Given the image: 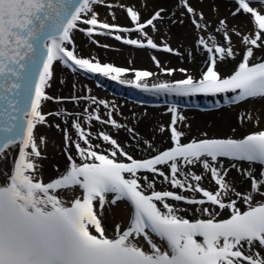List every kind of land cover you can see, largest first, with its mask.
<instances>
[{
	"label": "snow or ice",
	"instance_id": "obj_1",
	"mask_svg": "<svg viewBox=\"0 0 264 264\" xmlns=\"http://www.w3.org/2000/svg\"><path fill=\"white\" fill-rule=\"evenodd\" d=\"M204 4L0 0V264H264V0H228L225 15L219 0ZM174 27L184 30L177 48ZM77 34L153 53L157 72L85 56ZM58 66L73 77L68 96L51 91L66 83ZM81 76L163 98L169 122L146 138L136 114L78 90ZM199 97L236 110L244 130L190 135L178 101ZM53 130L63 162L45 179Z\"/></svg>",
	"mask_w": 264,
	"mask_h": 264
},
{
	"label": "bare ground",
	"instance_id": "obj_2",
	"mask_svg": "<svg viewBox=\"0 0 264 264\" xmlns=\"http://www.w3.org/2000/svg\"><path fill=\"white\" fill-rule=\"evenodd\" d=\"M121 2L136 3L137 5H139L142 0H121ZM219 2L222 4L221 15H225L226 11L223 5H226L228 2H225L223 0H219ZM207 4L208 0H205L204 7L206 13ZM99 11L101 16L105 15V10L103 8L99 9ZM116 22L120 25L128 24L125 14L121 13L120 11H117ZM170 36V43L172 47L177 48L179 46L178 41L184 38V30L174 27L171 31ZM96 39L99 40L100 44L113 45V47L118 50L105 49L92 45L82 34H77L75 42L80 48L82 54L85 56L91 53L95 54L101 61L112 62L116 66L149 70L154 73L157 72V68L151 60V55L153 53L140 50L134 51L127 46L122 47L119 42L114 41L110 37L106 38L97 36ZM154 54L157 55L158 59H160V61L167 67H191V65H189L186 61H182L180 57L171 53L164 54L156 52ZM129 61H131V63H129ZM56 70L59 75H63L65 77L66 83L64 85H59L58 82H54L51 91L59 95L68 96L72 91L71 84L73 81V77L67 70L62 69L61 66H58ZM128 75L129 78H131L132 74L130 73ZM174 77L176 79H179L181 78V74L179 72H176L174 74ZM166 78L167 77L165 75L161 74L159 76H154L150 78L149 82L153 83L157 79L163 80ZM76 81L78 90L84 85H87V87L92 90V94L96 97L108 100L109 102H115V104L119 106L120 111L123 113L124 116L131 117L133 114H136L137 117H139L138 124L136 125V130L146 138L152 135V129L155 125L159 123L167 124L170 120V116L166 114V107L148 108L144 106H136L130 101H128L129 95L127 96L126 94L127 89L123 85L117 84L114 81H110L102 77L88 78L83 76L77 77ZM116 90H119L120 92H117ZM67 106L69 108L72 107L71 104ZM46 107L49 110H53L55 105L50 103ZM181 112L187 118L186 122L191 125L190 135H196L200 131H209L210 133L225 132L229 131L230 126L237 127L238 130H244L239 128L236 119V110H218L205 113H195L193 111L182 110ZM143 113H147V115L144 116L142 115ZM117 119L121 118L117 117ZM129 123H131V121H129ZM250 127L251 125H247V128ZM48 134L50 137L55 138L56 146H54L50 140L48 147V155L50 160L45 162V179H47L49 175L55 174L54 169H52L50 166V162H63L62 157L57 148V146L61 142L60 134L55 132L54 130L50 131ZM126 135L127 134L125 132H121V140H124L126 138ZM164 139L165 138L163 136L157 133L156 143L158 145L166 147L167 145L163 143ZM133 154L136 155V153ZM112 211L118 218H123L126 213V210L123 208V206L119 208H113Z\"/></svg>",
	"mask_w": 264,
	"mask_h": 264
}]
</instances>
